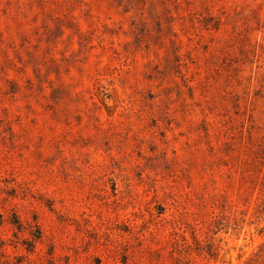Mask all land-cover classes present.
Masks as SVG:
<instances>
[{"label": "rangeland", "instance_id": "1", "mask_svg": "<svg viewBox=\"0 0 264 264\" xmlns=\"http://www.w3.org/2000/svg\"><path fill=\"white\" fill-rule=\"evenodd\" d=\"M0 264H264V0H0Z\"/></svg>", "mask_w": 264, "mask_h": 264}]
</instances>
